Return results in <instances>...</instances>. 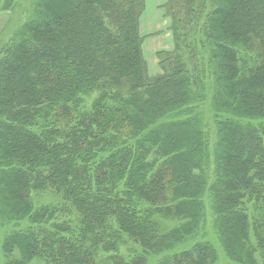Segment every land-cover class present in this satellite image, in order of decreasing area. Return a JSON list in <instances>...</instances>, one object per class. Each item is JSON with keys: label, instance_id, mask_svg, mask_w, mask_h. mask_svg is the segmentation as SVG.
Returning <instances> with one entry per match:
<instances>
[{"label": "trees", "instance_id": "1", "mask_svg": "<svg viewBox=\"0 0 264 264\" xmlns=\"http://www.w3.org/2000/svg\"><path fill=\"white\" fill-rule=\"evenodd\" d=\"M31 2L0 43V264H264V0H167L155 76L144 0Z\"/></svg>", "mask_w": 264, "mask_h": 264}, {"label": "rangeland", "instance_id": "2", "mask_svg": "<svg viewBox=\"0 0 264 264\" xmlns=\"http://www.w3.org/2000/svg\"><path fill=\"white\" fill-rule=\"evenodd\" d=\"M32 0H13L14 3V8L11 9H2L0 7V43L8 40L9 37L13 36V31H11L18 23H22L23 21L27 20L31 16V11H32V5L33 3L31 2ZM162 0H144V7L143 11L140 15L141 21L139 24V34L141 35L143 42L146 43H151L154 41V44L161 40V44L163 47L164 45L167 44L169 45L168 42H170L171 50L174 48V38L172 36V32L168 27L166 28L165 22L170 20V17L166 14V8H165V3L167 0L161 6H158V4ZM31 2V3H30ZM164 11V14H163ZM145 19H149L145 20ZM141 23L145 24H151L152 28H157L162 30L161 31H154L152 28H148L146 25L141 27ZM171 24V20L169 21V25ZM151 33H149V31ZM160 32L159 34H157ZM143 47V46H142ZM165 51V52H170V50H160ZM143 56L147 64V74L149 76H153L151 74L154 73H161V69L159 66V58L157 57L158 53L154 52V48L150 46L149 44L146 45V48L143 49ZM156 54V55H155ZM155 74V75H157ZM154 75V76H155ZM40 199L46 198V196H39ZM221 259L219 261L220 264H232V260L228 259L225 257L223 254H221ZM235 264V263H233Z\"/></svg>", "mask_w": 264, "mask_h": 264}, {"label": "crops", "instance_id": "3", "mask_svg": "<svg viewBox=\"0 0 264 264\" xmlns=\"http://www.w3.org/2000/svg\"><path fill=\"white\" fill-rule=\"evenodd\" d=\"M165 2V0H162L159 4H158V6H161V8H162V5H163V3ZM163 14H164V11H163ZM145 20H148L149 21V19H145ZM140 21H141V19H139V24H140ZM170 21V20H169ZM169 21H167V22H165V24H166V28L168 27V26H170L169 25ZM144 25H146L148 28H152L151 27V24H145V23H141V27H143ZM152 29H154V31H152V32H155V31H161L162 32V30H160V29H157V28H152ZM168 29H169V27H168ZM149 31V30H148ZM149 33H151L150 31H149ZM160 32H158L157 34H159ZM161 40L162 39H159V41H157V43L156 44H154V41H152L151 43H146V42H144V43H142V48L143 49H145L146 48V45L147 44H149L150 46H152L153 48H154V52H158V51H160V50H171V46H170V42H168L169 43V45H167V44H165L164 46L165 47H163L162 46V44H161ZM156 55V54H155ZM158 73V72H157ZM157 73H154V74H151V75H155V74H157Z\"/></svg>", "mask_w": 264, "mask_h": 264}]
</instances>
